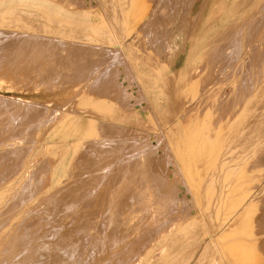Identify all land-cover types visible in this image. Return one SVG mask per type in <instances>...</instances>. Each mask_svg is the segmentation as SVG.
Segmentation results:
<instances>
[{
	"label": "rangeland",
	"instance_id": "rangeland-1",
	"mask_svg": "<svg viewBox=\"0 0 264 264\" xmlns=\"http://www.w3.org/2000/svg\"><path fill=\"white\" fill-rule=\"evenodd\" d=\"M0 1L13 9L0 18V264H19L14 240L31 227L89 214L101 249L136 235L128 252L159 225L165 233L142 262L151 264L174 240L169 223L182 228L190 214L212 229L230 213L223 238L195 264H264V196L241 209L256 181L264 185V36L255 34L264 32V0H44L80 7L71 17L91 23L65 40L40 37L56 20L45 9L43 20L26 19L30 0ZM63 122L65 137L55 131ZM84 129L96 153H85Z\"/></svg>",
	"mask_w": 264,
	"mask_h": 264
},
{
	"label": "bare ground",
	"instance_id": "bare-ground-1",
	"mask_svg": "<svg viewBox=\"0 0 264 264\" xmlns=\"http://www.w3.org/2000/svg\"><path fill=\"white\" fill-rule=\"evenodd\" d=\"M34 6H32V10H25L20 9L22 13H25L23 16L28 18H36L39 20H43V17L39 13V9H45L46 14L45 16L47 18H54L56 20V23H47V28L43 29V35L40 37H47L49 35L55 36L56 34H59L58 36H63V40H65V37H68L69 31L74 32V28L76 25H84L88 26L90 25L89 22H85L79 19H73L72 15H80V13L77 12V8L80 9V7H74V6H67L66 7H59L54 1H44V0H30ZM80 5H83L82 0H78ZM42 3L44 4L42 6ZM23 4V3H22ZM25 4V3H24ZM46 7V8H44ZM5 9L3 3L0 1V18L5 17L6 14L9 13V11H12ZM263 27L258 29L256 31V35H259L260 37L264 36V32L261 31ZM81 29V28H80ZM187 29V28H186ZM261 31V32H260ZM260 32V33H259ZM187 33V30H186ZM19 35L27 36L29 33L26 32H18ZM188 34V33H187ZM33 38H27L26 40H30ZM42 39L38 40L41 41ZM22 40L15 39L14 44L20 43ZM185 41L184 39H180L179 45L177 48L180 47V45H184ZM118 46L122 45V42L117 43ZM166 45V44H165ZM166 47V46H165ZM185 47V46H184ZM166 52V51H165ZM175 53V52H174ZM238 58H241V55L238 56ZM262 61V59H260ZM239 60L238 62H240ZM170 73H173L170 71ZM264 74H262L261 80L264 84ZM151 88H153V85H151ZM199 94L197 93L195 98H197ZM202 95L200 96V98ZM190 100V101H192ZM189 101V103H190ZM195 104V103H194ZM193 104V105H194ZM251 105V102L248 103ZM191 104L187 106V103L183 105V108H188ZM186 108V109H187ZM247 113L249 114V109H246ZM78 128H76L77 131ZM64 122L60 124V126L55 129L56 133L64 136L63 131H66ZM81 131V130H79ZM78 131V132H79ZM82 141L85 143V145L88 142L89 150H86L85 153L90 152H97V147L94 144V141L92 142V135L91 131H85V129L82 132V135L80 136ZM56 140L49 141V142H43L41 144L42 147L46 144H54L56 143ZM80 141L77 143L79 144ZM73 145L74 152H76L78 145ZM93 144V145H92ZM40 149H33V158L41 152ZM102 150H99L98 153H101ZM264 155V153H263ZM5 154H0V159L4 160ZM164 159V157H163ZM163 159L161 163L159 164V170L161 173V179L167 178L165 174V166L162 164ZM28 161V160H27ZM25 161L23 167V173L17 176V180H19L18 185L21 183V179L25 177L26 172L29 171V166H27L28 162ZM64 169V166L61 168ZM61 173V172H60ZM57 174L56 178L61 179L63 177V174L60 175ZM259 181H256V183L252 186L253 190H250L247 198L244 202L241 204V209H243L244 212H249L252 210V208H255L256 205L260 207V202L262 200L261 197L264 196V185H260L258 183ZM248 192V191H247ZM246 192V193H247ZM170 198L173 199V194L169 192ZM264 199V198H263ZM152 201V199H151ZM130 200H124L122 203L124 206L120 207L119 210L127 209L128 204L130 203ZM260 204V205H259ZM147 207H142L138 213H141L145 211ZM138 210V209H137ZM136 210V211H137ZM156 209H154L155 211ZM141 215H138L140 217ZM235 216L231 213L229 216L224 217V219L221 221L220 225L213 226V228H209L206 226V223L204 224V227L202 229H199V227H196V223L192 222L190 220V214L187 215L185 220L183 221L182 228L177 227L176 224H173V222L168 224L167 231L170 229L176 230V234L174 235V240H172L169 244V250L168 252L164 253L165 255L161 258V260L155 262L153 261L151 264H169L170 262L174 261L176 264H182L183 262L186 263H193L195 264L197 261H200V259H203V255L201 254V251H205L207 247H214L217 246V242L221 240L225 234V231L227 229V225L229 221ZM95 215L89 214V215H78L76 219L70 223L67 221L62 222V227L60 228H38V227H31L30 230H27L23 236L19 239H15V260L19 262V264H59L63 261L69 263V264H142L144 259H146L154 249V246L152 242L154 241V238L159 234V236L164 235L165 230L160 231L161 227L158 226H151L148 232L144 234V236L141 238L140 241H137V244L133 247H129V251L127 252L126 247L128 245L134 244L135 236H132L131 238H125L123 241L119 242V246H121L116 251L112 248L110 249H101L102 247L99 246V237L97 232V236H93V230H88L89 225L95 220ZM116 217H121L120 221L123 226L127 225L125 220V215L120 214L116 215ZM33 225L39 226L40 225V218L36 217V215L33 216ZM171 218L173 219H179V213L178 210L175 209L172 214ZM30 220V217L26 216V218H23L22 220V227L26 228L29 224L27 222ZM42 220H46L45 217H42ZM203 221V220H202ZM97 224V226H99ZM85 229V230H83ZM261 229V227H259ZM180 230V231H178ZM260 231H255L254 235H251L250 238L254 239L255 241H258V239H261L262 235H259ZM85 235H87V239H84ZM158 236V237H159ZM30 238L31 240H29ZM29 247H34L33 251L31 252L29 258H26L27 251L29 250ZM220 254H222L220 252ZM202 255V256H201ZM87 256L89 260H84V257ZM199 259V260H198ZM208 261H210V264H214L215 262H212L209 258H207ZM264 261V259L262 258ZM149 262V261H148ZM146 262V263H148ZM185 263V264H186ZM190 263V264H191ZM223 264H227L225 261V258L223 257Z\"/></svg>",
	"mask_w": 264,
	"mask_h": 264
}]
</instances>
